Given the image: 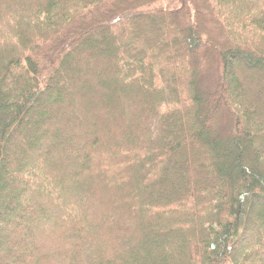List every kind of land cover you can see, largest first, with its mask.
<instances>
[{"label": "trees", "instance_id": "16d2710c", "mask_svg": "<svg viewBox=\"0 0 264 264\" xmlns=\"http://www.w3.org/2000/svg\"><path fill=\"white\" fill-rule=\"evenodd\" d=\"M0 264H264V0H0Z\"/></svg>", "mask_w": 264, "mask_h": 264}]
</instances>
